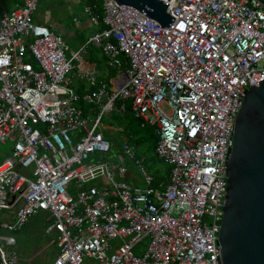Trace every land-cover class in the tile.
I'll return each mask as SVG.
<instances>
[{
  "label": "built area",
  "instance_id": "1",
  "mask_svg": "<svg viewBox=\"0 0 264 264\" xmlns=\"http://www.w3.org/2000/svg\"><path fill=\"white\" fill-rule=\"evenodd\" d=\"M37 1L0 11V144L11 143L0 209L22 200L0 229L43 213L58 247L52 264H219L232 127L242 91L264 79V0H169L166 28L131 5L85 4L99 27L87 43L118 74L109 85L84 73L83 95L68 77L79 51L66 56L63 37L34 21ZM82 97L98 108L85 113ZM126 100L153 127L167 183L154 184L128 139L111 152L103 117L123 114ZM13 243L0 233L1 264H19Z\"/></svg>",
  "mask_w": 264,
  "mask_h": 264
},
{
  "label": "water",
  "instance_id": "2",
  "mask_svg": "<svg viewBox=\"0 0 264 264\" xmlns=\"http://www.w3.org/2000/svg\"><path fill=\"white\" fill-rule=\"evenodd\" d=\"M166 28L169 0H114ZM226 162V202L218 233L219 264H264V79L242 91Z\"/></svg>",
  "mask_w": 264,
  "mask_h": 264
},
{
  "label": "rangeland",
  "instance_id": "3",
  "mask_svg": "<svg viewBox=\"0 0 264 264\" xmlns=\"http://www.w3.org/2000/svg\"><path fill=\"white\" fill-rule=\"evenodd\" d=\"M88 4L90 2H86ZM13 7V5L11 6ZM101 50V49H100ZM68 55V53H66ZM118 72L115 74V76ZM72 76V72L68 74V77ZM112 78V77H111ZM110 78V79H111ZM70 79V78H69ZM95 107L96 109L98 106L95 104H86L83 109L87 113H89V109ZM103 129H106L108 134L109 141H113L114 139L117 140L119 143L123 139L130 140V136H135L136 131L138 130V126L135 124L134 121L130 119V117L121 118L118 115L116 110H112L109 116L103 117ZM127 126V128L125 127ZM138 136L142 137V141L137 146L131 143L134 147V152L136 158L141 160V165L145 167L147 172L154 175H164L168 168V164L159 159L155 153L153 152L152 148V141L147 138V135L144 131H140ZM112 154L115 155L119 149L112 147L111 149ZM11 152V143L7 142L5 144H0V160H2L6 155H9ZM128 164L131 168V174L137 180L136 182L143 186L145 183L143 181V176L139 170V166L135 163L134 160L128 159ZM22 204V200H20L17 205L10 209H0V222L8 221V214L13 215L15 213V209L17 206ZM38 217L34 218L33 220L27 222L22 226L20 229L16 231H7L4 229H0V233L9 235L14 243L11 245V248H14L16 251L19 264H51L55 259V255L58 252V247L55 241V234L53 232L47 233L43 228V224L45 221L43 220L42 215L38 214ZM44 221V222H43ZM147 241L146 239L140 241L136 248L134 249L136 254H140L146 248ZM21 259L24 261L21 262Z\"/></svg>",
  "mask_w": 264,
  "mask_h": 264
},
{
  "label": "crops",
  "instance_id": "4",
  "mask_svg": "<svg viewBox=\"0 0 264 264\" xmlns=\"http://www.w3.org/2000/svg\"><path fill=\"white\" fill-rule=\"evenodd\" d=\"M84 5L85 0H38L33 12L36 23L47 26L63 37L67 45L66 56H71L70 51H79L78 58L72 61V76L69 78L71 87L82 95L89 87L83 77L84 73L93 72L97 80L107 81L109 85L117 73L115 68L108 66L100 48L87 43L89 36L96 33L99 27L92 24L84 14Z\"/></svg>",
  "mask_w": 264,
  "mask_h": 264
},
{
  "label": "trees",
  "instance_id": "5",
  "mask_svg": "<svg viewBox=\"0 0 264 264\" xmlns=\"http://www.w3.org/2000/svg\"><path fill=\"white\" fill-rule=\"evenodd\" d=\"M15 1L16 0H0V11L10 9L11 5L12 4L14 5ZM89 2L90 3H94L95 2L97 4V7H98L97 8L98 12L100 13V11H101L100 0H90ZM105 59L107 60L106 57H105ZM120 59H121V67H122V69L126 68V66L128 65L127 58H125L123 55H120ZM87 89H88V87H87ZM120 102H121L120 100H117L116 101L117 105H119ZM86 104L87 103L83 100V97H82L80 99V101H79V105L83 108ZM125 105H126V110H125V112L123 114L118 112L119 117H121V118L130 117V119L132 121H134L135 124L138 126V130L136 131L135 136L134 137L133 136L129 137L130 138V140H129L130 143L133 142V144L135 145L136 148H137V146H139V144L142 141V137L138 136V133L142 130V131H144L146 133L147 138L152 141V143H153L152 148H153V152H154L155 144H156V141H157V137H156V135H155V133L153 131V127H150V126L141 127L139 125V120L134 117V115H133V113H132V111L130 109L131 101L130 100H126L125 101ZM86 112H87V110L85 111V113ZM125 127L127 128V126H125ZM103 133H104V136L107 138L108 134L106 132V129H103ZM111 144H112V147H114V148L116 147V148L119 149V147H120V143L117 140H115V139L113 141H111ZM169 173H170V166L168 165V168H167L166 173L164 175H160V176L159 175H154L153 176L154 177V184H158L161 181L163 183H167L169 181ZM39 214L42 215L43 220H44V214L43 213H39ZM37 215L30 217V219L27 222H29V221L33 220L34 218L38 217ZM43 228L45 229V224H43ZM0 264H1V262H0Z\"/></svg>",
  "mask_w": 264,
  "mask_h": 264
}]
</instances>
